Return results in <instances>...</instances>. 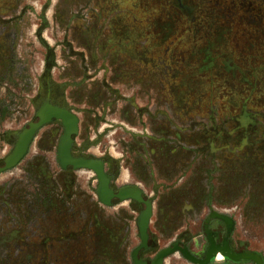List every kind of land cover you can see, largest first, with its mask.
Wrapping results in <instances>:
<instances>
[{"label":"rangeland","instance_id":"374dc122","mask_svg":"<svg viewBox=\"0 0 264 264\" xmlns=\"http://www.w3.org/2000/svg\"><path fill=\"white\" fill-rule=\"evenodd\" d=\"M260 33L264 0H0V132L21 97L40 89L35 104L62 102L66 85L73 97L88 88L129 98L156 134L174 136L158 148L169 175L189 171L193 187L206 182L213 198L220 186L222 200L242 198L245 214L263 219ZM55 125L0 173V264H134L127 215L97 203L96 174L77 181L59 169ZM13 146L0 144V164Z\"/></svg>","mask_w":264,"mask_h":264},{"label":"crops","instance_id":"0c3cea01","mask_svg":"<svg viewBox=\"0 0 264 264\" xmlns=\"http://www.w3.org/2000/svg\"><path fill=\"white\" fill-rule=\"evenodd\" d=\"M56 80L59 83L62 81ZM66 86V96L62 98V102H56L54 98L49 101L72 110L78 116L79 132L75 136V150L87 156L102 157L116 163L119 166L117 173L112 171L111 175L114 184L117 187L127 184L136 185L151 200L153 212L149 233L155 240L151 255L169 246L174 240H182L198 257L206 258L208 248L202 224L213 213H223L233 223L232 238L235 243L243 242L246 246L245 251L237 252L228 240L225 246H228L229 251L239 254L253 253L264 264V218L258 219L259 216L254 213L245 214L242 198H235L233 202L222 200L220 194H215L222 191L220 186L214 191L213 198L210 196L209 184L206 182L201 184L203 187H193L189 182L192 175L189 171L174 172L172 176L169 175L167 171L170 166L167 165L170 160H162V155L158 152L162 137L165 136L158 135L153 130L151 114L143 113L135 100L129 98L113 99L114 97L107 95L101 98V93L98 97H90L85 93L88 88H81L85 97H73L72 87ZM89 93L91 94V91ZM37 96L38 91L21 97L17 110L3 121L5 124L3 123L4 127L0 132V144H4L6 148L15 144L18 133L35 113L34 100ZM54 123L47 125H55ZM58 126L60 127L61 123L54 126V129H59V133L51 145L54 149L56 148V152L62 134H60L62 126L60 128ZM8 135L12 137L7 138ZM165 140L174 141V136H167ZM108 161H105L107 169ZM158 162L167 166L163 167L166 172L160 168ZM59 169L75 177L77 181L79 179L94 180L93 173L86 169L65 170L61 167ZM94 183L96 184V181ZM206 186L207 189H205ZM97 203L105 208L107 214H122L120 211H123L124 215H127L123 230L125 235L123 244L129 257L131 248H136L141 240L137 225L141 211L139 204H135L132 200L120 201L111 206H105L100 201ZM175 203L177 209L172 210ZM245 215H248L246 221ZM0 229L4 230V228ZM252 262H254L252 259L224 258L219 254L208 264H252ZM164 264L195 263L174 252L166 256Z\"/></svg>","mask_w":264,"mask_h":264},{"label":"water","instance_id":"95a60500","mask_svg":"<svg viewBox=\"0 0 264 264\" xmlns=\"http://www.w3.org/2000/svg\"><path fill=\"white\" fill-rule=\"evenodd\" d=\"M36 117V120L29 122V124L22 128L18 133L17 140L11 152L6 156L4 163L0 164V173L16 167L25 158L38 132L45 125L50 124L54 120L59 121L63 128V132L57 146V160L62 169L72 167L77 170H92L98 178L96 192L97 197L105 206H111L113 204V199H119L121 201L136 200L144 205L137 221L141 243L132 253V260L134 264H163L164 258L177 250H179L188 260L195 264H208L211 260H213V257L211 259V254L209 255L210 257L204 261L198 260L189 252L187 248H183L178 245L163 249L150 262L140 258V251L149 247V224L153 212L151 201L146 199L142 190L135 186H125L118 191H114L111 187V177L106 172L103 160L91 157H76L73 155L72 149L75 136L79 132V118L72 110L53 104L50 101H46L37 110ZM220 217L227 223H232L229 217L225 215H221ZM222 254L225 257L228 256L229 258L235 257L237 259H252L255 264H262V261L253 253L238 254V256L235 253L222 251Z\"/></svg>","mask_w":264,"mask_h":264},{"label":"flooded vegetation","instance_id":"af4514ba","mask_svg":"<svg viewBox=\"0 0 264 264\" xmlns=\"http://www.w3.org/2000/svg\"><path fill=\"white\" fill-rule=\"evenodd\" d=\"M42 75V74H41ZM42 93H43V89L39 90L38 92V96L37 97H42ZM36 97V98H37ZM35 98V99H36ZM35 101V100H34ZM47 100L45 101H41L40 103L41 104H35L36 105V109H35V115H36V112L37 110L40 108V106H42V104H44V102H46ZM51 102V101H50ZM38 105V106H37ZM55 123H60L59 121H53ZM29 124V123H28ZM53 133H54V129L52 130ZM75 141V140H74ZM75 145L73 144V149H72V152H73V155H75L76 157H89L87 155H85L84 153L82 152H77L75 150ZM57 154V152H56ZM98 158V157H96ZM101 160H103V162L105 163V161H108L106 158H99ZM109 162V161H108ZM110 165V166H109ZM105 167H106V163H105ZM119 166L114 163V162H109L108 163V169L106 167V172L110 175L111 177V187L114 191H118L119 189L125 187V186H135L137 187L136 185H131V184H127V185H123V186H120V187H117L114 182L112 181V171H116L118 170ZM65 170H77V169H74L72 167H69ZM79 170V169H78ZM139 188V187H138ZM97 192V190H96ZM144 197L148 200H150L149 198L146 197V195L143 193ZM121 200L119 199H113V204L114 203H119ZM135 202V204H140L141 206H143L144 208V205L142 203H139L137 202L136 200H132ZM151 201V200H150ZM112 204V205H113ZM142 208V209H143ZM141 209V211H142ZM140 211V213H141ZM221 215H224L223 213H213V215L205 222L202 224L203 225V229H204V233H205V237H206V247L208 248V253H207V256L206 258L204 259H201L200 257H198V255H196L194 252H192L190 249H189V246L186 244L185 241H182V240H174L169 246L163 248V249H166V248H171L175 245H178L180 247H183V248H187L189 250V252L198 260H206L207 257L210 255L211 256V259L212 257H214L215 255H217V253H220L222 254L221 250L222 249H227L228 252H231V253H235L233 251H229V248L228 246H225L226 242L229 240L230 241V245L231 247L236 250L237 252H242V251H245L246 250V246L244 245L243 242H239L238 244L235 243V241L233 240L232 238V234H233V227L231 228V230H228V225H227V222H225L224 219H221ZM140 216V215H139ZM227 216V215H226ZM214 219V220H212ZM213 244V246H211ZM155 247V242L153 243V239L152 237H150V240H149V247L146 248V249H142L140 251V258H142L143 260H146L148 262H150L151 260H153V258L160 252L162 251L163 249L159 250L155 255H151V251L153 250V248ZM174 252H178L179 254H181V256L185 259H187L179 250L177 251H174ZM173 252V253H174ZM211 252V253H210ZM172 254V253H171ZM235 254H238V253H235ZM213 255V256H212ZM223 256V254H222ZM224 258H229L228 256H223ZM166 258V257H165ZM164 258V260H165ZM232 259V258H231ZM188 260V259H187ZM190 261V260H188ZM164 264V262H163ZM252 264H255V262H252Z\"/></svg>","mask_w":264,"mask_h":264},{"label":"bare ground","instance_id":"6f19581e","mask_svg":"<svg viewBox=\"0 0 264 264\" xmlns=\"http://www.w3.org/2000/svg\"><path fill=\"white\" fill-rule=\"evenodd\" d=\"M105 164V163H104ZM86 170H89V169H86ZM89 171H92V170H89ZM93 172V171H92ZM97 176V175H96ZM98 179V178H97ZM140 189V188H139ZM222 219V218H221ZM226 222V221H225ZM138 225V224H137ZM227 225H228V230H231V228H232V225H233V223H227ZM211 246H213V244L211 245ZM137 247V246H136ZM135 249V248H134ZM134 251V250H133ZM222 251H224V252H227V253H230V252H228L227 251V249H222L221 250V252ZM133 253V252H132ZM239 254V253H238ZM237 254V255H238ZM132 256V255H131ZM239 256V255H238ZM210 256H208L207 258H209ZM231 258H233V259H237V258H235V257H231Z\"/></svg>","mask_w":264,"mask_h":264},{"label":"trees","instance_id":"16d2710c","mask_svg":"<svg viewBox=\"0 0 264 264\" xmlns=\"http://www.w3.org/2000/svg\"><path fill=\"white\" fill-rule=\"evenodd\" d=\"M259 23H261V22H259ZM258 26V25H257ZM261 34V33H260ZM262 35V34H261ZM249 37H253L252 35L251 36H249ZM258 38H255V36H254V39H260V41L262 42V43H264V35H262V37L261 36H257ZM243 38V36L242 37H240V38H238V39H242ZM254 39H252V40H254ZM252 42V41H251ZM254 42V41H253ZM255 42H257V41H255ZM262 46H264V45H262ZM253 46H250L249 47V50H253Z\"/></svg>","mask_w":264,"mask_h":264}]
</instances>
